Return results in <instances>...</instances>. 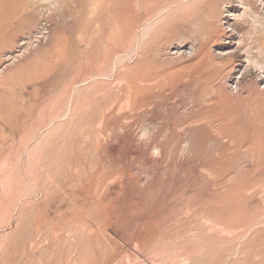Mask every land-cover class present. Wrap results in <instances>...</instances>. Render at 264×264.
<instances>
[{
    "label": "rangeland",
    "instance_id": "obj_1",
    "mask_svg": "<svg viewBox=\"0 0 264 264\" xmlns=\"http://www.w3.org/2000/svg\"><path fill=\"white\" fill-rule=\"evenodd\" d=\"M260 17L0 0V264H264Z\"/></svg>",
    "mask_w": 264,
    "mask_h": 264
},
{
    "label": "bare ground",
    "instance_id": "obj_2",
    "mask_svg": "<svg viewBox=\"0 0 264 264\" xmlns=\"http://www.w3.org/2000/svg\"><path fill=\"white\" fill-rule=\"evenodd\" d=\"M248 3H249V2H248ZM246 4H247V3H246ZM244 6H245V5H244ZM247 6H248V4H247ZM244 11H246L245 14L247 15V12H248V11L246 10V7H245V10H244ZM244 11H242V12H244ZM249 12H250V11H249ZM250 13H251V12H250ZM243 14H244V13H243ZM240 15H241V14H240ZM252 15H253V14H252ZM255 15H257V14H255ZM238 16H239V15H238ZM253 16H254V15H253ZM253 16H250V17H253ZM242 17H243V16H242ZM239 18H240V17H239ZM254 18H255V16H254L252 19H254ZM256 18H258V15H257ZM260 18H261V17H260ZM261 19H262V22H258V24H259V25L257 24L258 27H257V28L254 27V26H253V27H254L256 30H259V32H260L259 37L257 36V37H258L257 39H259V42H257V43H259V44H258V45H259L258 48H259L260 51H264V50H263V49H264V18L262 17ZM261 19H260V20H261ZM255 20H258V19H255ZM253 21H254V20H252V22H253ZM254 22H255V21H254ZM255 25H256V24H255ZM256 30H255V31H256ZM145 32H147V31H145ZM256 32H257V31H256ZM257 41H258V40H257ZM246 57H247V60H248V61H256V62H258L257 59H254V58H252V57L249 58V55H248V54H247ZM251 58H252V60H251Z\"/></svg>",
    "mask_w": 264,
    "mask_h": 264
}]
</instances>
